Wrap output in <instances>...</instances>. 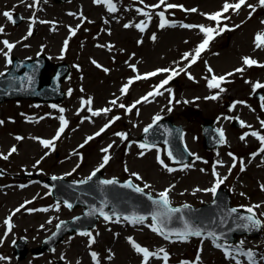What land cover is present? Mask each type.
I'll list each match as a JSON object with an SVG mask.
<instances>
[{"label": "snow or ice", "instance_id": "obj_1", "mask_svg": "<svg viewBox=\"0 0 264 264\" xmlns=\"http://www.w3.org/2000/svg\"><path fill=\"white\" fill-rule=\"evenodd\" d=\"M21 2H24V0H21ZM39 3V0H33V4H29L28 7H34L36 4ZM93 3L96 5H101V4H106L107 6V11L109 13H115L118 9L116 7V5L112 2V0H93ZM140 3H143V0H140ZM247 3V0H238V2L236 3H229L228 0H225V3L223 4L222 10L221 11H217L215 13H211V14H202L205 15L207 19L211 20V21H215L216 22V27H207L204 25H191V24H180V27L186 28V29H191V28H198L200 33L203 34V39L201 41V43L196 47V49L194 50V54L193 53H185L182 57V60H187L188 64L186 67L184 68H180L179 65H177L176 68H164V69H157L153 72L144 74L143 76L141 75H137L135 77V80H140V79H146L148 77L151 76H156L159 73H170L164 80L161 81V83L157 86L154 87V90L152 92L147 93L145 96L141 97L139 100L135 101L131 106H126L123 103H120L118 105V107L125 109L127 113H131L133 108H136V105L142 103V102H151L149 100V97H155V96H160L163 95L164 93L162 91H160L159 89H163L165 87V85H167L169 83V81L171 79H173L174 76L179 75L181 72L185 73L189 79H194V77L191 75V73H188L187 68L191 67L192 64L197 62V59L200 57L201 53L203 51H205L207 49V47L209 46L210 42L215 38V36L220 35L221 33H223L225 30H231L228 28V25H223V27H221V22L222 19L223 20H228L230 19V17L225 16L224 13H227L229 11V9H233L234 11H239L241 9V6L245 5ZM258 4L262 7H264V0H258ZM161 5H165L167 9H173V8H177L180 7L183 9L182 5H176V4H171V3H166V0H159V3L156 5H152V8H159ZM145 7H149V6H145ZM247 7L249 9H251V12L249 13V18H251V14L252 12L256 11V5H252V4H247ZM184 11H190V12H196L197 9L192 8V9H183ZM137 12L145 17H147L146 20L141 21L140 23L137 24H125L124 27L125 28H129V27H136L139 31L144 32L148 22L151 20V14L147 11H144L143 9H137ZM70 15H75L73 13H69ZM2 15L10 22L15 23L16 21L13 18V14L10 11H4L2 13ZM156 15H158L160 17V24L159 27L161 29L165 28L166 26L169 27H175L176 24L175 23H169V21L165 18V12L164 11H160L158 13H156ZM83 18L82 14H81V20L83 22ZM41 23H49L47 21H40ZM105 23H107V21H105ZM261 23H264V21H262ZM79 27V26H77ZM235 27H239V25H236ZM55 30V29H53ZM5 31L3 26H0V34H3ZM75 29H72L71 27L69 28V32L71 35L75 34ZM32 35V29H31V25L29 27V30L27 32V35L23 38V39H27L29 36ZM152 39L155 40L156 36L155 34H153ZM0 43H2L4 45V48H0V54H3V56L5 57L6 60V64L10 65L12 64V60L10 57V53L12 52L13 48L16 46L14 43H10L8 40H3L0 41ZM139 43V41H138ZM254 45L256 49H262L264 48V32L261 33H257L255 38H254ZM67 46H68V40L66 39L64 41V46L62 48V51L67 50ZM7 49V51H5L4 49ZM189 57H191V59H189ZM62 58V57H61ZM93 64H95L98 68L101 67L95 60L92 61ZM242 63L243 66L236 68L234 70V72H230L227 73L224 76H216L213 72V69L211 67L207 68L208 73L211 74V77H205L206 81H207V87L209 89H219L220 92L225 91V89H223L221 87L222 83L225 82H229L227 81V77L228 76H232L235 73H243L245 71L246 67H252V66H259V67H264V64H260L257 60L251 58V57H243L242 58ZM129 67H132L133 70L135 71V66L134 65H129ZM105 72H108L109 70L107 68L103 69ZM4 73H0V76H3ZM246 83H251L252 84V92L253 94L256 93V91L258 89H264V83H261L259 81L252 83L250 81H245ZM133 83V80L130 79L128 81L127 84H125L124 86H122V88L120 89L121 95H126L128 92V88L129 86ZM166 91H171L170 89H165ZM81 91H83V89H81ZM71 94V89L69 90V95ZM119 97H117L116 99L111 100L109 103L113 106H117V101H118ZM205 99H211V100H216L217 99V95H211L208 97H205ZM260 99L262 101H264V96H261ZM82 100V105L86 104L88 105V111L91 112L92 116H99L101 115V113L107 114L109 112L112 111L111 108H103V109H99V110H95L93 111L92 108L90 107L92 104V99L89 98L86 101L81 98ZM179 101H177L178 103ZM169 103H172V100L170 99ZM245 102L243 101H236L233 104V108L237 105V104H244ZM55 107V106H53ZM262 107H264V105H262ZM169 111H171V108L168 109ZM64 109H60V112L63 113ZM139 114V110L137 109V115ZM59 121H60V127L57 130L55 136L48 140V139H39V138H34V139H39V142L41 143V145L48 149V148H52L54 149L55 147V141L58 140L61 135L63 134V132L65 131V128L67 127L68 121L64 118L63 115H60L58 117ZM85 119H88V117H85ZM120 117L119 116H115L113 117L108 123H106L98 132H96L94 134V136H89L85 139V144H87L89 141L93 140L95 138V136H99L101 135V133H103L107 128H109L111 126L112 123H114L116 120H119ZM161 119L160 116H155L153 119V125H156V122L159 121ZM225 119H232L231 117H225ZM238 119V118H237ZM4 122L0 121V125H2ZM261 126L264 127V120L260 121ZM240 124L242 127H249L251 128L250 125H245V122L240 121ZM153 125H149L148 127H146L144 129L145 133L149 132V129L153 127ZM115 135L121 137L122 140H126L127 137V133H115ZM249 135V133H245L244 135L241 136V140H244L246 138V136ZM250 135H252L253 137H255L257 140H259V142L261 143V148L259 149V152H264V135H260L258 132L256 131H252L250 133ZM218 138H219V142L220 143H226L225 140V135L223 130H218ZM16 139L22 140L23 137L17 136ZM165 143H168L167 140H165ZM84 145H80L79 147H83ZM131 146V145H129ZM139 148L141 149H150L152 147H155V144H147V143H140ZM112 147V145H109L106 148H102L101 151L103 153H105V155L102 157V162L101 164L87 177V180L85 181H81V183H87L88 181H91L92 178L96 175L97 172L100 171L101 168H103L105 165L108 164L109 160L111 159V156L108 154L109 153V149ZM17 151V148L15 146H12L11 149L9 150V152L7 154H2L0 153V158L4 159V160H8L9 156H11L13 153H15ZM145 153L143 151L140 152V155L143 156ZM190 155H194L191 154ZM255 155V154H254ZM167 156L170 159H173V153L172 151H167ZM229 156H233L232 153H229ZM197 160L200 159V157H196ZM235 157H233V164L231 167H236V163H235ZM157 161L158 163L164 167L168 172H173L176 169L169 167L167 164H165L164 160L160 158L159 153L157 154ZM40 163V161L36 162V165H38ZM243 161H240L241 164V171H244V166H243ZM36 165H33V167H36ZM79 166V165H77ZM184 168L190 167V165H184ZM125 171H128L127 167H125ZM201 171H204L203 169H201ZM231 172V168L229 169V173ZM133 177H135L137 180L142 179V177H140L137 173H132L131 174ZM213 176L216 177L215 183L213 185V187L208 188V189H196L195 191H205V192H211L214 196L217 193L218 188L220 187V185L224 182V180L227 179V177H220L219 174L215 171V168L213 169ZM53 180H56L57 177H52ZM101 184L103 185H114L116 183H118L115 179H109V180H102L100 181ZM47 187V186H46ZM123 187H127V188H133L136 192L138 193H143V188L139 187V186H135L131 180H129L128 182H126ZM150 187V185L145 184L144 188ZM173 186H170L169 188L165 189L164 191L158 193V199H153L151 196H149L148 198L150 200H152V203L154 205H156L159 209V211L154 212L151 215V220H152V224L149 225V227L151 228V230L155 233H157L158 235L163 236L165 239H169L171 240L172 237L174 236L176 238V240L180 241V242H187L188 239L190 237H203V238H211L213 245L216 248L222 249L224 252V255L227 259L233 260L235 261V264H242V261L239 259V257L243 256L248 264H261V261H264V256H261L259 258V260L257 259V254L256 252H254L252 249H244L243 244L244 241L241 240L239 242L238 245L236 246H232V245H226V244H222L219 241L221 239H223V237L221 235H217L216 232L213 231H208L205 235V232L202 228L200 227H196L193 225H190L189 223L185 222L184 224V228L182 230H172L169 229L168 231H165V227H166V223L169 219H171L172 215L174 213H178L181 212V209L179 208H172L170 206V200H169V193L172 190ZM262 190H264V185L261 186ZM195 191L193 194H195ZM241 195H243V193H241ZM31 203L30 201H26L25 204ZM67 206L69 208L72 207L71 204H67ZM25 205H21L20 207H17L14 212L9 215L5 221L4 224L7 226V230L3 233V236H0V244H2L4 242V239H6V237L9 235V233H11L12 228L14 227V225L11 223L12 220V215H14L16 212H19L21 210V208H24ZM185 208H187L188 206L185 205ZM261 205L257 204V205H252L246 208V212L248 213L247 215H243V216H237L235 217V219L238 221L236 227L239 229H243L244 231H253V230H260L262 227H264V221H262L260 218L257 217V213L255 211V209L260 208ZM57 210H59V206L57 205ZM28 211H48V209H28ZM99 215L103 217V219L105 221L108 222H115V223H119L121 219L125 220V221H129L132 224H142L144 223V221L146 219H148L147 216H143V215H139V216H116L115 213L113 214H109L103 211V209H99ZM237 209H231V213H236ZM260 216H264V213H260ZM115 216V219H114ZM48 223H51V220L48 221ZM63 222H61L62 224ZM221 223H223V221H221ZM43 227V226H41ZM61 227L60 224L57 225V229L59 230ZM80 235H84L89 237L88 240V246L91 247L93 244H95L96 240L95 237L92 235L91 231H84L81 232ZM97 235H99V233H97ZM129 243L131 244V246L134 248V250L139 253L142 254V264H148L149 258L150 257H156L158 259H162L164 261V264H167L168 261V253L161 248L159 250L158 253L156 252H150L147 248L140 246L138 243H136L135 241L132 240V238H128ZM15 243V241H14ZM110 252V250H109ZM163 254L162 256L160 254ZM92 260L94 261V264H99L98 261V254L95 251H92L90 253ZM111 254L108 256V259H111ZM7 259L4 256H0V260H5ZM63 259V257H62ZM199 260V256H197V261ZM181 264H185V262H181Z\"/></svg>", "mask_w": 264, "mask_h": 264}, {"label": "rangeland", "instance_id": "obj_2", "mask_svg": "<svg viewBox=\"0 0 264 264\" xmlns=\"http://www.w3.org/2000/svg\"><path fill=\"white\" fill-rule=\"evenodd\" d=\"M7 0H0V8L5 6V2ZM154 1V0H151ZM178 1V0H177ZM183 2L187 3V5L189 6H199L201 9L203 10H211V9H217L220 7L221 2H223L224 0H218V2H213L211 0H182ZM86 3H90L89 8L91 7V5L93 4V0H80L79 3L74 4V8L75 10L78 12L80 10V4L82 7V17L86 18L83 19L87 20V21H96L99 22L100 24L103 23L107 29H111L112 30V35L109 36L106 33H103V35H101L100 37V41L101 43H107L112 45L113 47H109V46H103V48H99V47H92L90 45H85V43L88 41V39L91 37L89 36L86 31L90 30L92 31L94 28L93 26H91L89 23L87 22H83L81 27H77L81 24L82 20H81V16L79 17V15L76 16V18L74 19V21L70 22L68 27H63V28H52V29H48L46 31H42L38 34L37 38H41L43 40V42L45 43V41L51 39L53 40L51 43H49L47 46H49L50 48H52L53 50L56 51L60 49V46L62 45V41L65 40V38H67L70 35L69 32V28L71 27L72 29H75L77 31L78 37L77 40L75 42L71 43V48L68 52H64L63 55H65V58L67 60H69L71 63H74L75 66H79L80 68H84V70L80 73V75H84L86 74L87 79L82 80L80 77L74 76V78L72 79V81L70 82V86L69 88H71V90H78L79 87L85 88L87 89V87L89 88V90H94V89H101V88H106V91L108 93L112 92L113 89V84H114V75H112L113 73V69H112V65L111 62L108 61L107 65V69L109 70L108 72H97L95 69H93V66L91 65V61L93 59H96L98 61H102L105 58V51L109 52V56H110V51L115 48H119L122 47L123 49H126L129 53L136 52L137 49V43L134 42V39H136L137 32L133 30L134 27H129V28H125L124 25L125 24H132V18L124 15H119L123 12H115L112 13L116 15V17H114L113 19H108L107 17L104 16L103 11H101V9H99L98 7H91L90 12H89V8L87 9V4ZM211 4H215V5H211ZM217 4V5H216ZM0 20H3L2 15L0 16ZM105 21H107V23H105ZM113 21V22H112ZM71 24H73V26H71ZM98 27V25H97ZM55 29V30H53ZM165 36H167V34H164L161 36V39L159 40L160 42L158 43L157 46H153L150 44H147V48L152 50L153 52H156L157 57L155 58V61L157 62L156 64H148L147 67H145V70H148L150 68H153L154 66H157L159 64H164L163 60L161 59L162 57H164L165 55H170L167 59L166 62L169 63L170 60L172 59H176L178 58L180 55H176L175 57H172L171 55H173L175 53V49L177 46H179L180 44H183V41L185 39L186 32H182L179 34L178 37H176L175 39H167L165 40V42L163 41V39L165 38ZM40 40V41H42ZM146 44L143 46V48L145 49ZM57 49V50H56ZM105 50V51H104ZM36 51V50H35ZM35 51H31L32 53H34ZM27 53V52H24ZM0 61L2 63L3 59H1L0 57ZM218 68V67H217ZM231 67L228 68H224L222 69L221 67L218 68L221 71H224L226 69H229ZM92 78V80L90 79ZM92 81V83H91ZM109 83V84H107ZM92 92V91H91ZM82 105V104H81ZM13 110H17L15 107H13L11 109L10 112H12ZM6 114L10 113H6L5 111H3ZM52 115H50V113L48 111H43L42 109L40 110L39 108L35 111V114L32 115L33 118L32 122H40V126L42 128L37 129V132L44 134L43 130L50 124L46 119H43L44 117H48L50 118ZM65 119H67L68 121L72 122V118L70 116H68V113L65 114L64 116ZM9 129L12 130H16V127L14 125L9 124L8 127H1L0 125V147H3V151H5L8 146L10 145V143L13 142V139L9 133ZM93 129L91 128L90 130L88 129V125L85 123L83 125H78L77 128L74 129L73 127V123L70 127V129L67 130L66 135L67 136H80L75 143L83 138L84 135H86L87 133H90ZM52 132V131H50ZM74 144L68 145V147L64 150V154L65 151H69L70 148H72ZM38 147V146H37ZM2 149V148H1ZM46 150H49L46 149ZM40 153V152H39ZM38 153V154H39ZM7 154V153H6ZM34 159V158H32ZM32 159H29V162L31 163ZM15 160V159H14ZM153 163L154 169L156 170L155 164L152 160H149ZM16 162V160H15ZM13 163H9V170H13L15 169V167H12ZM17 167V166H16ZM136 168L140 169L138 167V163H136L135 165ZM18 168V167H17ZM141 170V169H140ZM147 176V175H146ZM149 178V177H148ZM6 184L7 180H1L0 184ZM187 186L190 184H186ZM184 185V186H186ZM7 195L8 197L5 199V201H7V207H13L16 203L17 200L13 199L12 196L10 195L9 191L7 190ZM6 208V207H5ZM4 208V209H5Z\"/></svg>", "mask_w": 264, "mask_h": 264}]
</instances>
